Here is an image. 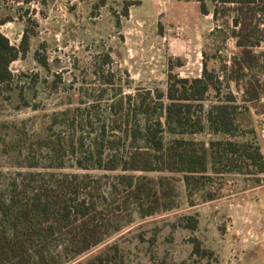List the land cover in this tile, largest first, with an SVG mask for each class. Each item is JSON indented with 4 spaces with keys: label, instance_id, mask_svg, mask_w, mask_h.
<instances>
[{
    "label": "rangeland",
    "instance_id": "1",
    "mask_svg": "<svg viewBox=\"0 0 264 264\" xmlns=\"http://www.w3.org/2000/svg\"><path fill=\"white\" fill-rule=\"evenodd\" d=\"M136 2L125 16L127 4ZM208 8L212 13L211 3ZM232 16L216 22L193 0H0V32L10 45L18 48L25 33L30 39L28 53L10 65L12 91L0 98V142L16 140L18 128L29 133L45 127L50 116L66 109L86 118V134L96 135L105 125L108 139L118 132L114 102L147 91L166 94L170 76L201 78L207 65L218 83L205 97V111L233 100L241 130L252 132L234 140L250 138L264 157V95L251 98L253 90L264 88V45L252 49L256 58L243 59ZM53 80L58 91L49 84ZM33 82L39 83L36 92L29 90ZM17 87L24 88L29 107L21 105ZM214 137L206 127L193 138L208 143ZM3 144L0 180L17 171ZM210 174L206 189L217 197L196 195L194 207L187 203L181 174H148L170 178L178 206L137 216L107 244L119 242L124 264H264V175ZM185 216L196 218V230L185 227ZM194 239L201 253L194 251Z\"/></svg>",
    "mask_w": 264,
    "mask_h": 264
},
{
    "label": "trees",
    "instance_id": "2",
    "mask_svg": "<svg viewBox=\"0 0 264 264\" xmlns=\"http://www.w3.org/2000/svg\"><path fill=\"white\" fill-rule=\"evenodd\" d=\"M193 1L202 15L212 14L216 22L233 15L242 58H256L252 49L264 45V0ZM137 3H128L124 15ZM3 24L0 20V27ZM29 45L26 33L16 48L0 32V98L12 91L10 65L28 53ZM260 58L264 64V52ZM36 83L29 90L36 92ZM57 83H49L54 91ZM216 83L217 77L204 65L201 78L170 76L166 94L147 91L120 98L110 108L118 117V132L108 139L105 125L96 135L86 134V118L66 109L50 116L45 127L29 133L18 128L16 140L0 142L3 154L14 158L17 167L0 180V264H124L119 242L107 244L109 239L137 216L145 219L178 206L170 178L148 174H181L190 207L196 195L216 199L206 189L210 173L264 175L260 148L250 138L234 140L252 132L241 130L233 100L205 111V97ZM17 90L21 105L29 107L24 88ZM260 95L262 87L253 90L251 98ZM206 127L215 137L208 143L196 141L193 137ZM184 220L187 229L196 230V218ZM193 244L201 253L200 242L194 239Z\"/></svg>",
    "mask_w": 264,
    "mask_h": 264
}]
</instances>
